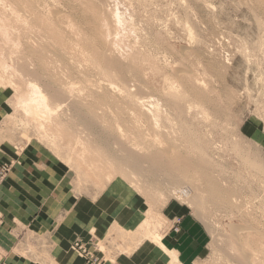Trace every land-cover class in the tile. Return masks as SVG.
Segmentation results:
<instances>
[{
  "label": "rangeland",
  "instance_id": "1",
  "mask_svg": "<svg viewBox=\"0 0 264 264\" xmlns=\"http://www.w3.org/2000/svg\"><path fill=\"white\" fill-rule=\"evenodd\" d=\"M9 1L10 0L0 1V18L2 19L0 20L4 21L3 18L5 19L7 17L8 19H5V26L10 25V23L13 25H10L13 31H10L11 27L8 26V28L10 27L8 29L10 32L9 35L14 36L18 34L21 38L22 36L24 37V39H22V47H24L22 48V52L25 53L24 55L27 54L28 57L31 56L30 59L35 66L40 67L41 63L42 66H44V63L50 66L49 68L48 66H44L45 68L41 71V74L46 76H43L44 78H50L52 74L63 77V80L75 83L76 77L64 75L66 71L62 67V59L60 57L58 58V55L60 56V53L58 54L60 43L63 41L60 40V37L62 38L63 36L68 38V40H66L68 45L63 51L72 57L79 52V50L77 52L78 48H76L74 41L85 39V37L89 38V36L100 37L99 34L97 35L99 31L97 24L98 20L94 15L92 16V9L86 3H83L84 0L83 2L82 0H80V2L79 0H36L38 2H35V4L31 2L32 5L29 4L30 1L25 0L29 2H27L29 6L27 3H23L21 6L23 0H20L21 2L18 3L17 0H11V4ZM108 1L106 2L108 3ZM112 1L116 3L114 6L116 5L118 10L123 13V18L126 16L125 14H127L126 18H124L126 23L123 21V24L117 27L119 31L118 29V32L115 31L119 37H117L118 35L116 34V36L115 33L112 34L117 37L116 40H119L116 42V45H118V47L116 46L119 51L118 53L121 52L120 55H125L127 61H132L141 68L142 79L140 84L143 86L137 84L138 81L135 82V84L140 85L141 90L144 88V90H142V96L148 97L149 94V96L152 97H150L152 101L154 99V102H158L157 100L160 101L158 102L161 106L159 126L162 127L160 131H163L164 134L158 133V126L157 128L155 127L156 129L153 128L152 125H150L152 128H150L149 125V128H146L148 127L147 124H150V121H147V119L146 123H149L146 124L144 117L141 116L139 119L144 121L140 120L142 124L138 121L137 124L139 123V125L137 126L139 130L143 129L145 131V133H141H147L144 135V137L147 136L145 142L149 141L147 138L153 136L157 137L159 134L160 137H164L161 143L157 142V145H162L161 147L158 145L160 148H164L166 145L165 143H167L169 147H172L173 145L171 144L174 143L176 147H178V151L184 153L183 151L187 150L188 154L190 153V155H193V152H191L192 150L187 149V147L189 148L188 142L182 137V133H187L188 130H183V128H189L191 125L189 128L190 131H195V134L200 136L199 140L202 144L204 143L205 146V154L209 156L212 162L211 166L213 167H210L211 170H207L206 174H209L207 176L211 178L212 185H217L222 192H225V196L222 192L211 195L207 190L205 191L206 188H209L206 180H202L201 186L198 188L201 192L199 190L197 195L187 193L188 191H181L180 184L176 185L172 183V181L163 174L164 171L160 169H158L157 172H153L152 167L150 168V164L147 162H143L144 165H139L142 170L139 173H134L136 171L131 166L128 168L129 166L125 165L120 170V167L117 168L118 166L112 164L111 158L114 155L120 154V152L117 151L118 148H116L118 146L113 143V141H116L117 136L119 138L120 133L124 136L130 134L132 131L131 127L134 126V122L132 121L134 120L133 115L129 116V110L131 109H123L124 104L120 99L116 98H119L116 91H114V93L111 92L110 99L112 100L98 101L102 104L99 111L93 113L86 112L88 115L87 120L91 123V126H86L79 117L69 120V112L67 111L64 120L67 123L70 122L71 126H64V128H62V138H57L59 139L58 142H60H51L50 137L44 139L43 137L45 136L38 132L37 128L34 127V124L29 120V117L24 115L16 104L15 97L17 94L24 92L27 88L24 82L27 76H24L25 78L23 77L24 79H22V74L19 77L17 73L13 74L12 70H8V72L4 74V77L0 76V163H6L10 167L6 178L0 185V190L4 187L6 181L11 179L13 175L17 176L18 174H23V176L35 177L42 181L45 184L44 187H48V192L50 194L60 193L69 196L71 204L79 200L83 207L88 206L90 202L94 203V201H96L98 208H102L105 205L109 209L118 210L121 207L120 204H122L124 209L133 210L134 208L136 209L137 200L140 199V204L142 208H144V219L147 216V211L150 208L152 210V218H150L148 230L150 233L159 234V237H161V231L167 227L170 222L168 218L163 216L165 210L173 209L177 211L179 215L191 213L194 219L201 226L205 227L208 233V243L194 264H238L235 259V254L237 250L239 251V248L242 249L244 246L246 249H249L245 250L243 248V250L248 253H250V249L251 251H260L261 248V254H264V0H110L112 3V5L110 2L108 3L110 6H113L114 2ZM85 4L87 6H85ZM118 4H120V6H118ZM90 9L91 11H89ZM11 10L17 12L13 11V13H11ZM16 14L20 15V17L18 16L19 18L17 17L19 23L14 18ZM35 17L38 18V20ZM53 17L56 19H53ZM129 17H131V21ZM66 18H68V20ZM47 19L53 22L46 23L48 21ZM39 21L46 23L45 25H51V27L45 26L44 28L42 23L39 28L41 24ZM57 21L59 22L57 23ZM121 26L123 27L122 29H120ZM35 27L39 28V30L37 31ZM59 27H61L63 31ZM51 28L55 29L58 34L56 35L57 37L55 36L56 33L54 29L52 31ZM56 29H59L58 32ZM11 32H13V34H11ZM51 33H53V35H51ZM132 33H134L133 36ZM112 35L110 36L111 38L114 37ZM27 36L28 38H26ZM69 37L73 39V42ZM11 38L12 36H10V39ZM75 38L78 39L76 40ZM27 39L30 40L27 41ZM50 42H54V44L50 45ZM1 43L3 42L0 41V44ZM26 43L30 45L27 46ZM9 44H11L10 47H7V42L3 44L5 50L2 52L6 53V57L8 56V52L6 51L11 50L10 48L12 47L11 41ZM3 45L1 44L0 47L2 46L4 49ZM50 46L54 47L52 48ZM70 46L75 48L71 47V49ZM186 47H192V50L190 51L191 48L189 49ZM6 48L9 49L6 50ZM75 49L76 52H73ZM53 50L56 51L54 52ZM122 50L124 52H122ZM63 51L59 50V52ZM127 53L130 54L128 55ZM183 54H185L184 57ZM38 55L39 58L41 57L40 59L45 62L42 60L39 61L40 59H37ZM186 55L187 57L189 55V58H187ZM33 58L35 60H33ZM60 59L61 63L59 61ZM180 61L182 62L180 63ZM79 64L80 69L85 70L83 79L88 75V79L91 77L93 78L90 80L92 83L96 81L93 85H90L93 86L91 88L95 86L96 88L94 89L98 90L99 87L97 86L100 82L99 85L102 90L106 89L104 77L99 74L96 68L89 66L91 63L82 62V64ZM46 69H48V71H45ZM186 69L187 71H185ZM48 72L51 73L49 74ZM176 72L184 76H189L192 82L186 83L184 76H178ZM168 76L174 80H171L174 87L176 86L175 88H178L177 90L174 88L176 92H178L177 95L185 96L187 94V102L191 103L192 107H196V110L190 107V110H188L189 108L186 109L188 112L185 111L188 115L178 116V114H176L177 109L169 102V99L167 100V98H169L168 87H170V85L167 79L164 80V78H168ZM87 77L85 78L86 80H88ZM7 78L11 79L15 86L7 83ZM77 80L79 81L75 83L74 87H76L77 83L81 82L78 77ZM86 80L85 82L90 83ZM194 80H198L196 82H202L203 84H201L200 87L197 85L192 87L191 84H193ZM81 83L77 84L78 87H80V85L85 87L83 84L84 82ZM94 84H97V86ZM87 85L89 86V84ZM88 89L85 88V91L81 90L82 95H84ZM181 90L183 92H181ZM199 90L205 93L204 98L196 96ZM145 92H147V94H145ZM161 94L162 96H166H163L164 98L161 96V98ZM193 103H195V105ZM200 105L202 108H206V113L209 114V117L207 116L208 114L206 115L207 119L204 115L198 113ZM117 107L122 109V114L124 115H122L123 118L119 120L121 123L119 134L113 131L112 126L114 124V118L111 119L118 113ZM108 108L113 116L111 115L109 117L111 113ZM63 109L60 112H62ZM162 111L166 112L164 114L167 116H165ZM130 114H134V111L131 110ZM165 118H167L169 122L173 121L172 124L170 125L171 122H167ZM182 120L186 121L188 125H184L185 123ZM215 120L218 122H215ZM160 124L164 125L166 130L164 126ZM178 127L182 131L178 130ZM169 128H171L172 131ZM149 129L154 130H150L151 132L149 133ZM124 132L127 134H124ZM234 132L235 134H233ZM151 133H154V135L149 136ZM155 134H157V136ZM115 135L116 137L113 138ZM74 136H79L85 144L88 145L90 155L100 159L101 164L105 165H103V167H101V164H99L101 166L98 165V169L95 170L96 175H91L90 173L89 175H85L81 167H77L73 153L69 152L65 147L64 143H67L68 140H72ZM160 137H157V140H162ZM232 137L234 139H232ZM151 139L152 138H150V140ZM154 139L152 140L154 141ZM165 140L166 142L163 145ZM173 140L174 142H172ZM111 141L116 147H113L114 145L111 144ZM151 141L147 143V149L142 145L144 148H141L139 152L142 151V154H144L147 152L146 150L151 151L150 149L154 147L158 148V146L156 147L154 144L155 142L152 143L153 141ZM98 143L101 144L98 145ZM101 145H107V151L105 154L101 153L100 155L97 151H100ZM174 146L173 149L176 148ZM166 147L164 149H166ZM75 150H79L78 145H75ZM91 151L94 153L91 154ZM63 153L65 154L63 155ZM69 155H71V159H69ZM254 165H256L257 168L254 167ZM107 175H109V178L106 177ZM193 183L190 181L189 184L194 185ZM20 188L22 190V187ZM203 190L205 192H203ZM173 191L178 195L173 194ZM104 201H106V204ZM142 221L134 231L116 230V232L119 231V233L118 235H114L116 238L110 244L112 246L115 245L117 252L129 253L139 244L156 243L151 239V234L147 238H141L143 234L141 236V234L139 235L137 233ZM245 226L247 229L244 228ZM242 230L244 233H242ZM235 232L238 233L236 234ZM243 240L245 241L243 242ZM257 240L259 241L257 242ZM75 242L76 241H73L70 245L72 249V245ZM241 242H243V247ZM255 243L261 244L260 247L259 245L257 247ZM89 244V246H93L96 249L98 247L96 250L97 253L99 248L103 249V245L101 244ZM84 246L85 244L83 243V247ZM87 251V258L90 259V262L88 259L86 260L85 256L80 255L77 250H74L76 254L85 259L86 264H92L93 261H95V264L101 263V259L97 257L94 252L89 249Z\"/></svg>",
  "mask_w": 264,
  "mask_h": 264
},
{
  "label": "bare ground",
  "instance_id": "2",
  "mask_svg": "<svg viewBox=\"0 0 264 264\" xmlns=\"http://www.w3.org/2000/svg\"><path fill=\"white\" fill-rule=\"evenodd\" d=\"M2 2V0H0ZM8 1V0H7ZM11 1V0H10ZM9 1V3H10ZM14 1V0H13ZM12 1V2H13ZM16 1V0H15ZM22 1V0H21ZM20 0L18 1L17 0V3L18 2H21ZM23 0L21 6L23 5V3H27L28 1H30L29 4H35V2L37 3L38 1L36 0H28L27 2ZM108 0H82L83 3H86L91 9H92V16L94 15V17L98 20V27H99V31L97 32V35L99 34L100 37H90L87 38L85 37V39H81L79 40L78 38H75L77 41H74L75 45H76V48L77 49V52L79 50V52L77 53V55H75L74 57H71L69 55H67V53H64L65 51H63L66 47H67V43H66V40H68V38L66 37H63L62 38L60 37V40H63L61 41L60 43V51H63V52H59L58 50V54L60 53V56L58 55V58L60 57L62 59V64H63V68L65 69L66 71V76H71V77H76L75 80L76 82H78L79 80H77V77L80 79L81 82H84L83 84L85 85V87L83 88L81 85L80 87H78L77 84L81 83H77L76 84V87L79 88L77 89L76 87H74L75 83L72 82V81H67V80H63V77H58V75H50V78H44L46 76L42 75L41 74V71L46 67L48 66V68L50 67L49 65H45V63L43 64L44 66H42V63L39 66H35V64L33 63V61L30 59V57H28V55H24L25 53H23L22 51V39H24V37L18 34H15L14 36L13 35H9L10 32H9V28L13 25H8L10 26L8 28V26H5V19L7 18H3L4 21H1L0 20V41H2L3 43H1L2 45L6 42L8 43L7 47L11 44H9V42L11 41L12 43V47L10 48L11 50L9 51H6L8 52L7 53V57L5 56L6 53L2 52L3 50H5V46H4V49L2 48V46L0 47V51H1V58H0V76L1 77H4V74L8 72V70H12L13 74L17 73V75H19V77L21 76L22 74V79H24L25 77L24 76H27V78L24 79V82L26 84V90L24 92H20L17 94V96L15 97L16 98V104L17 106L21 109V111L24 113V115L28 116L29 117V120L32 122V124H34V127L37 128L38 132L42 133V135H44L45 137H43L44 139L46 137H50L51 139V142L55 141L56 143L58 142L59 139H57L58 137L62 138V128H64V126H71V123H67L65 122L64 118L66 117L67 115V111L69 112V120H73L75 117H79L80 120L82 122L85 123L86 126H91V123L87 120L88 118V115L86 114V112L88 113H93L95 111H99L101 109V105L98 101H107L111 98V92L114 93V91L117 92L118 97H116L117 99H120L123 104H124V108L126 109H131L134 111V114H130L131 113V110H129V116L130 115H133V119L132 120L134 122V126H132V131L130 132V134L128 135H121L118 133L120 132V125L121 123L119 122V120H121L122 117V109L117 107V110H118V113L115 114V116H113V114L111 113L110 109V115L109 117L112 115L113 117L111 119L114 120V124L112 126V129L115 133L119 134V138L118 136L116 137V141L113 143H115L118 147L115 146V144H112V141H111V144L114 145L113 147H116L118 148L117 151L120 152L119 155H112L113 157L111 158V161H112V164H115L116 166H118L117 168L120 167V170L122 169L123 166H129L128 168H130V166L136 171L134 173H139L140 171H142L139 167V165L143 164V162H147L148 164H150V168L152 167V171L153 172H157L158 169L164 171L163 174L166 175V178H169L172 183L178 185L180 184V187H181V191H188L187 193H192V194H198V188H200L201 186V182L202 180H206V182L208 183L209 185V188L205 189V191L207 190L209 194L213 195V194H218L219 192H222V190L220 188H218L217 185H212V182H211V178L208 177L207 175L209 174H206L207 173V170L210 169V167H213L211 166L212 162H211V159L209 158V156H207L205 154V149H204V143L202 144L199 140V137L197 134H195V131H190V126L189 128L186 127V128H183V130L185 129H188L187 130V133H182L180 135H182L183 139H185L186 142H188L189 144V149L187 147L188 150H192L191 152H193V155H190V153L188 154L187 150L186 151H183L184 153H182V151H178L176 147V145L174 143H172L171 145H175L174 147H176L175 149H173V146L172 147H169L166 142V140L163 142V145L164 143L166 144V149L164 148H160L162 145L161 144H158L160 145V147L157 145V142L161 143V141L164 140V137H160L159 134L157 136V134H155L158 138L160 137V139L162 140H157L158 138L153 136V137H149L147 139H149V141H151L152 139H154V141L152 143H154L156 145V147L158 146V148H153V149H150L151 151H148L146 150L147 152L142 154V151L141 154L139 152V150L141 148H148V142L146 141L145 142V138L147 137H144V134L145 131L143 129H140L138 128L137 125H139V123H141L142 121L145 120V123H146V120L147 121H150V124H147L149 122H147V126L149 125H152L153 128H157V126L159 128V132L158 133H163V131H160V127L159 126V117L161 116L160 115V111H161V106L159 105L160 102L159 100H157L158 102H154V100L152 101V97L149 96L148 94V97L147 96H142V90H144V88L141 90V86H143L142 84H140V81L142 79V70L141 68H139V66L135 63H133L132 61H127L126 58H125V55L123 56L122 54L120 55V53H118L119 51L117 50L116 46L118 47V45H116V42L119 41V40H116L117 37H119V35L117 34V32L119 31V29L117 27H120L121 24H123V21H124V18H126L127 14H125L126 16L123 18V13L120 12V10H118V7L114 4H116L114 1L113 3V6H110V4H108L110 2V0L108 1V3L106 2ZM116 1V0H115ZM184 1V0H183ZM187 1V0H186ZM195 1V0H194ZM0 2V3H1ZM61 2V1H60ZM80 2V0H79ZM182 2V1H181ZM8 3V2H6ZM8 3V4H9ZM27 3V4H28ZM41 3V2H40ZM111 3V2H110ZM11 4V3H10ZM24 4V5H25ZM28 4V6H29ZM31 4V5H32ZM42 4V3H41ZM85 4V6H87ZM3 5V3H2ZM13 5V4H12ZM60 5V4H59ZM83 5V4H82ZM112 5V3H111ZM207 5V4H206ZM4 6V5H3ZM34 6V5H33ZM43 6V5H42ZM46 6V4H45ZM118 6H120V4H118ZM31 7V6H30ZM3 8V7H2ZM14 8V7H13ZM52 8V6H51ZM73 8V7H72ZM87 8V7H86ZM4 9V8H3ZM2 9V10H3ZM18 9V8H17ZM25 9V8H24ZM41 9V8H40ZM53 9V8H52ZM56 9V8H55ZM78 9V8H77ZM91 9L89 11H91ZM16 10V8H15ZM44 10V9H43ZM50 11H53L51 9H49ZM88 10V8H87ZM1 11V10H0ZM9 11V10H8ZM14 10H11V13H13ZM126 11V10H124ZM10 12V11H9ZM14 12H17V11H14ZM24 12V11H23ZM31 12V11H30ZM57 12V11H55ZM53 12V13H55ZM61 12V11H60ZM5 13V12H4ZM3 13V14H4ZM10 13V14H11ZM58 13V12H57ZM77 13V12H76ZM89 14H91L90 12H88ZM125 13V12H124ZM35 14V13H34ZM37 14V13H36ZM49 14V13H48ZM56 14V13H55ZM54 14V15H55ZM59 14V13H58ZM64 14V13H63ZM129 14V13H128ZM153 14V13H152ZM185 14V13H184ZM25 15V14H24ZM42 15V14H41ZM50 15V14H49ZM66 15V14H65ZM80 15V14H79ZM130 15V14H129ZM2 16V15H1ZM20 17V15L16 14L14 15V18L16 19V21L18 22V18ZM23 16V15H22ZM21 16V17H22ZM33 16V15H32ZM38 16V15H37ZM36 16V17H37ZM68 16V15H67ZM91 16V17H92ZM4 17V16H3ZM18 17V18H17ZM35 17V18H36ZM41 17V16H40ZM49 17V16H48ZM52 17V16H51ZM79 17V16H78ZM90 17V16H89ZM29 18V17H27ZM34 18V19H35ZM69 18V17H68ZM68 18H66L68 20ZM175 18V17H174ZM8 19V18H7ZM24 19V18H23ZM38 20V18H36ZM35 19V20H36ZM41 19V18H40ZM39 19V20H40ZM46 19V18H45ZM50 19V18H49ZM53 19H56L53 17ZM80 19V18H79ZM93 19V18H91ZM21 20V19H20ZM26 20V18H25ZM43 20V19H41ZM48 20V19H47ZM89 20V19H88ZM127 20V19H126ZM129 20L131 21V17H129ZM7 21V20H6ZM14 21V20H13ZM24 21V20H23ZM27 21V20H26ZM80 21V20H79ZM25 22V21H24ZM41 24L39 26V28L41 27L42 23H43V27L45 28V26L47 27H51V25H45L46 23H49V22H53V21H45L46 23L44 22H41L39 21ZM59 21H57L58 23ZM125 22V21H124ZM9 23V21H8ZM19 23V22H18ZM38 23V21H37ZM55 23V21H54ZM56 23V24H57ZM126 23V22H125ZM128 23V22H127ZM185 23V22H184ZM14 24V23H13ZM16 24V23H15ZM24 24V23H23ZM26 24V23H25ZM36 24V23H35ZM52 24V23H51ZM95 24V23H94ZM33 25V24H32ZM58 25V24H57ZM63 25V24H62ZM65 25V24H64ZM70 25V24H69ZM125 25V24H124ZM123 25V26H124ZM185 25V24H184ZM187 25V23H186ZM59 26V25H58ZM61 26V24H60ZM67 26V25H66ZM94 26V25H93ZM97 26V25H96ZM131 26V25H130ZM46 27V28H47ZM49 27V28H50ZM72 27V25H71ZM133 27V26H131ZM12 28V27H11ZM10 28V31H13V28L11 29ZM29 28V27H28ZM37 28V27H35ZM39 28H37V31L39 30ZM55 28V27H54ZM54 28H51L52 31ZM61 30L62 28L59 27ZM70 28V26H69ZM123 27L121 26L120 29H122ZM135 28V27H134ZM133 28V29H134ZM17 29V28H16ZM20 29V28H19ZM34 29V28H33ZM32 29V30H33ZM118 29V31H117ZM128 29V28H126ZM130 29V28H129ZM139 29V28H138ZM29 30V29H27ZM43 30V29H42ZM48 30V29H46ZM57 30V29H56ZM59 30V29H58ZM57 30V32H58ZM72 30V29H71ZM76 30V29H75ZM187 30V29H186ZM16 31V30H15ZM36 31V32H37ZM50 31V29H49ZM55 31V29H54ZM63 31V30H62ZM70 31V30H69ZM115 31H117L115 33ZM130 31V30H129ZM18 32V31H17ZM42 32V31H40ZM45 32V31H44ZM95 32V31H94ZM123 32V31H122ZM134 32V31H133ZM137 32V31H136ZM56 33V31H55ZM117 36L115 37L114 34ZM121 33V31H120ZM119 33V34H120ZM123 33H126V32H123ZM131 33V31H130ZM139 33V32H138ZM188 33V32H187ZM11 34H13V32H11ZM30 34V33H29ZM46 34V32H45ZM49 34V33H48ZM47 34V35H48ZM62 34V33H61ZM129 34V33H128ZM134 33H132V36H133ZM193 34V33H192ZM24 35V34H22ZM51 35H53V33H51ZM58 35L57 33L55 34V36ZM60 35V34H59ZM114 36V37H110V36ZM189 35V34H188ZM10 36H12V38L10 39ZM66 36V35H65ZM110 38H109V37ZM130 36V34H129ZM142 36V35H141ZM193 36V35H192ZM34 37V36H33ZM41 37V36H40ZM39 37V38H40ZM48 37V36H47ZM57 37V36H56ZM78 37V36H77ZM197 37V36H196ZM28 38V36L26 37ZM45 38V37H44ZM53 38V37H52ZM50 38V39H52ZM114 38V39H113ZM124 38V36H123ZM126 38V36H125ZM189 38V36H188ZM70 39V37H69ZM74 39V40H75ZM121 39V38H120ZM127 39V38H126ZM192 39V38H191ZM190 39V40H191ZM30 40V39H27V41ZM38 40V39H37ZM44 40V39H42ZM56 40V39H54ZM52 40V41H54ZM71 41L73 40L72 38L70 39ZM69 40V41H70ZM116 40V41H115ZM135 40V39H134ZM187 40V39H186ZM32 41V39H31ZM51 41V40H50ZM121 41L123 42V40L121 39ZM137 41V40H135ZM194 41V39H193ZM40 42V41H39ZM49 42V41H48ZM68 42V41H67ZM73 42V41H72ZM121 42V43H122ZM46 43V42H45ZM51 43V42H50ZM120 43V44H121ZM127 43V42H126ZM0 44V45H1ZM44 44V43H43ZM54 44L51 43L50 45ZM72 44V43H71ZM188 44V43H187ZM27 45V43H26ZM28 45H30L28 43ZM27 45V46H28ZM45 45V44H44ZM59 45V44H57ZM124 45V44H123ZM191 45V44H190ZM189 45V46H190ZM196 45V44H195ZM126 46V45H125ZM123 46V47H125ZM187 46V45H186ZM192 46V45H191ZM30 47V46H29ZM28 47V48H29ZM47 47V46H46ZM52 47V46H50ZM54 47V46H53ZM52 47V48H53ZM56 47V46H55ZM58 47V46H57ZM72 46H70L71 48ZM69 48V49H70ZM72 48H75V47H72ZM71 48V49H72ZM127 48V47H126ZM152 48V47H151ZM186 48H189V47H186ZM184 48V49H186ZM191 48V49H190ZM190 51L192 50V47H190ZM9 49V48H8ZM6 48V50H8ZM49 49V48H48ZM120 49V48H118ZM125 49V48H124ZM183 49V50H184ZM31 50V49H30ZM50 50V49H49ZM117 50V51H116ZM130 50V49H128ZM147 50V49H146ZM156 50V49H155ZM159 50V49H158ZM182 50V49H181ZM52 51V50H51ZM54 52L56 50H53ZM25 52V51H24ZM73 52H76V49L75 51ZM122 52H124L122 50ZM182 52V51H180ZM187 52V51H186ZM188 53V52H187ZM205 53V52H204ZM28 54H31V53H28ZM65 56H64V55ZM128 55L130 53H127ZM152 54V53H151ZM162 55V54H161ZM185 54H183V57H184ZM123 56V57H122ZM165 56V55H164ZM5 57V58H4ZM36 57V56H34ZM66 57V58H65ZM81 57V59H80ZM187 57V55H186ZM212 57V56H211ZM214 57V56H213ZM41 58V57H40ZM39 58V55H38V60L40 59ZM163 58V57H162ZM180 58V57H179ZM189 58V55L188 57ZM61 59L59 60L60 63H61ZM136 59V58H135ZM33 60H35L33 58ZM42 59H40L39 61H41ZM169 60V59H168ZM43 61V60H42ZM200 61V60H199ZM38 62V61H37ZM45 62V61H43ZM82 62H87L89 64V66L93 67V68H96L97 71L99 72V74L101 76L104 77V80L106 82L105 86H106V89L105 90H102V88L100 87V82L97 86V84H94L96 85L97 87H99V91L98 90H95L94 88H96L94 86V88H91L93 86H90V85H93V83H95L96 81H94L93 83L90 81V79H88V75L86 76L88 80H86L85 78L83 79V75L85 74V70H82L80 69V64H82ZM179 62V61H178ZM182 61H180L181 63ZM39 63V62H38ZM49 63V62H48ZM56 63V62H55ZM199 63V62H198ZM40 64V63H39ZM179 65V64H178ZM57 66V65H56ZM52 67V66H51ZM86 67V66H85ZM176 67V66H175ZM178 67V66H177ZM184 67V66H183ZM186 67V66H185ZM42 68V69H41ZM59 68V67H58ZM88 68V67H87ZM86 68V69H87ZM180 68V67H179ZM178 68V69H179ZM40 69V70H39ZM51 69V68H50ZM189 69V68H188ZM88 70V69H87ZM180 70V69H179ZM182 70V68H181ZM45 71H48V69H46ZM44 71V72H45ZM51 71V70H49ZM54 71V70H53ZM166 71V70H165ZM175 70L173 69V72ZM177 71V70H176ZM187 71V69L185 70ZM189 71V70H188ZM62 72V71H61ZM90 72V71H89ZM19 73V74H18ZM49 73V72H48ZM47 73V74H48ZM51 73V72H50ZM49 73V74H50ZM175 73V72H174ZM178 73V72H176ZM182 73V72H181ZM188 73V72H187ZM190 73V72H189ZM184 74V73H183ZM186 74V73H185ZM10 75V74H9ZM61 75V74H60ZM177 75V74H175ZM174 75V76H175ZM11 76V75H10ZM9 76V77H10ZM44 76V77H43ZM63 76V75H62ZM68 76V77H69ZM164 76V75H163ZM173 76V75H172ZM178 76H184L182 74H179L178 73ZM177 76V77H178ZM194 76V75H193ZM24 77V78H23ZM165 77V76H164ZM44 78V79H42ZM1 79V78H0ZM8 79V78H7ZM93 79V78H92ZM167 79V82L169 83L170 87L169 88V91H168V95H169V98H167V100L169 99V102H171L174 106H175V109H177V113L178 116H183V115H188V113H186L185 111H187L186 109L190 110V107L191 108H194L192 107V104L191 103H188L187 100H188V97L185 95V96H178V92H176V90L178 88H175L174 87V84L173 82H171V78H164V80ZM184 79H186V83H191L192 82V79L185 75L184 76ZM69 80V79H68ZM86 81H89L90 83L88 82H85ZM5 81V80H4ZM138 81V82H137ZM174 81V80H172ZM177 81V80H176ZM182 81V80H181ZM198 81V80H196ZM194 80L193 84H191L192 87L194 86H201V84H203L202 82H196ZM200 81V80H199ZM102 82V81H101ZM135 82H137V84H140V85H137L135 84ZM180 82V81H179ZM184 82V81H183ZM7 83H10L11 85H14V83L12 82L11 79H8L7 80ZM98 83V81H97ZM185 83V84H186ZM82 84V83H81ZM89 84V86L87 85ZM103 85V84H102ZM168 85V86H169ZM187 85H190V84H187ZM15 86V85H14ZM19 87V86H18ZM133 87V88H132ZM180 87V85H179ZM205 87V86H204ZM16 88V87H14ZM81 88V89H80ZM88 89L87 92H85L84 95H82V91L84 89ZM176 90H175V89ZM78 90V91H77ZM82 90V91H81ZM146 90V89H145ZM168 90V89H167ZM180 90V89H179ZM198 90V89H197ZM85 91V90H84ZM202 91V90H201ZM200 90L198 93H196V96L197 97H205V93H202ZM81 94H80V93ZM163 92V91H162ZM165 92V91H164ZM181 92H183L181 90ZM144 93V92H143ZM180 93V91H179ZM145 94H147V92H145ZM166 94V93H165ZM183 95V94H182ZM162 96V94L160 95V97ZM164 96V95H163ZM162 96V97H163ZM166 96V95H165ZM164 96V97H165ZM151 97V98H150ZM161 97V98H162ZM163 97V98H164ZM166 99V98H165ZM190 99V98H189ZM200 99V98H199ZM112 100V99H110ZM194 100V99H193ZM192 102V101H191ZM195 102V101H194ZM199 103V102H198ZM203 103V102H202ZM208 103V102H207ZM195 105V103H193ZM210 104V103H209ZM212 104V103H211ZM16 106V107H17ZM209 106V105H208ZM111 107V106H110ZM198 107V106H197ZM207 107V106H206ZM64 108V109H63ZM104 108V107H103ZM196 108V107H195ZM194 108V109H195ZM63 109L62 112H60L61 110ZM106 109V108H105ZM218 109V108H217ZM196 110V109H195ZM209 110V109H208ZM220 110V109H219ZM170 111V110H168ZM215 111V109H214ZM223 111V110H222ZM163 114L166 113L164 111H162ZM188 112V111H187ZM208 112V111H207ZM211 112V111H210ZM217 112V111H216ZM198 113L199 114H202L206 117V115L208 113H206V108H202V106L200 105L199 108H198ZM198 114V115H199ZM165 115V114H164ZM201 115V116H202ZM124 116V115H123ZM144 117V120L142 119H139L140 117ZM167 116V115H165ZM170 116V115H169ZM200 116V117H201ZM209 117V114L207 115ZM68 117V116H67ZM203 117V116H202ZM201 117V119H202ZM204 117V119H205ZM125 118V117H124ZM164 118V117H163ZM224 118V117H223ZM56 119V120H55ZM167 120V118H165ZM207 119V117H206ZM142 120V121H140ZM177 120V119H176ZM179 120V119H178ZM185 120V119H184ZM203 120V119H202ZM56 121V122H55ZM63 121V122H62ZM112 121V120H111ZM140 121L138 124L137 122ZM165 121V120H164ZM183 121V120H182ZM167 122H169V120H167ZM171 122V121H170ZM169 122V123H170ZM173 122V121H172ZM172 122L170 123V125L172 124ZM175 122V121H174ZM186 125V121H183ZM215 122H218L215 120ZM74 123V122H73ZM163 123V122H162ZM180 123V121H179ZM230 123V122H229ZM75 124V123H74ZM126 124V122H125ZM142 124V123H141ZM140 124V126H141ZM190 124V123H189ZM192 124V123H191ZM24 125V124H23ZM145 125V124H144ZM143 125V126H144ZM162 125V124H160ZM175 125V124H174ZM188 125V124H187ZM111 126V125H110ZM139 126V127H140ZM146 127V128H149ZM164 126V125H162ZM179 126V125H178ZM183 126V125H182ZM123 127V126H122ZM142 127V126H141ZM150 126V128H152ZM90 128V127H89ZM130 128V129H131ZM144 128V129H146ZM155 128V129H156ZM165 130H166V127L164 126ZM163 128V129H164ZM181 128V127H180ZM192 128V127H191ZM229 128V127H228ZM171 130V128H169ZM70 130V129H69ZM143 130V131H142ZM148 130V129H147ZM146 130V131H147ZM149 129V133L154 130L152 129ZM178 130H181L179 129L178 127ZM230 130V129H228ZM232 130V129H231ZM158 131V130H157ZM169 131V130H168ZM172 131V130H171ZM182 131V130H181ZM235 131V130H234ZM141 132H144V133H141ZM148 132V131H147ZM179 132V131H178ZM177 132V133H178ZM227 132V131H226ZM225 132V133H226ZM74 133V132H73ZM89 133V132H88ZM129 133V132H128ZM148 133V134H149ZM181 133V132H180ZM231 133V132H230ZM110 134V133H109ZM124 134H127L126 132H124ZM161 134V135H162ZM170 134H173V133H170ZM235 134V132L233 133ZM237 134V133H236ZM111 135V134H110ZM151 135H154V133L150 134L149 136ZM166 135H167V132H166ZM229 135V134H228ZM89 136V135H88ZM98 136V135H97ZM112 136V135H111ZM128 136V137H127ZM232 136V135H231ZM169 137V136H168ZM228 137V136H226ZM238 137V136H237ZM97 138V137H96ZM150 138H152L150 140ZM241 138V137H240ZM232 139H234L232 137ZM237 139V138H236ZM171 140V139H170ZM229 140V139H228ZM47 141V140H46ZM49 141V140H48ZM169 141V140H168ZM167 141V142H168ZM233 141V140H232ZM50 142V141H49ZM50 142V143H51ZM60 142V141H59ZM58 142V143H59ZM101 142V141H99ZM104 142V141H103ZM174 142V140L172 141ZM177 142V141H175ZM150 143V142H149ZM240 143V142H239ZM49 144V143H48ZM53 144V143H52ZM65 144V147L68 149L69 152H72L73 153V157H74V160H75V163L77 164V167L79 166V168L81 167V169L85 172L84 174L85 175H89V173L92 175H96L95 174V170L98 169L99 166H101V160L100 159H97L95 157H93L92 155H90V151H89V148H88V145L85 144V142L79 137V136H74L72 140H68L67 143H64ZM101 144V143H98V145ZM154 144H152L153 146H155ZM170 144V143H169ZM235 144V143H234ZM75 145H78L79 146V150H75ZM142 145L144 147H142ZM178 145V144H177ZM54 146V144H53ZM56 146V145H55ZM106 146V147H105ZM105 146H102L101 145V149L100 151H97L100 153H106V149H107V145ZM151 146V145H150ZM100 147V146H99ZM152 147V146H151ZM180 147V145H179ZM55 148V147H53ZM150 148V147H149ZM58 149V148H57ZM112 150V149H111ZM110 150V151H111ZM145 150V149H144ZM143 150V151H144ZM182 150V149H181ZM248 151V150H246ZM245 151V152H246ZM59 152V151H58ZM243 152V153H245ZM94 153V152H93ZM92 151H91V154H93ZM111 153V152H109ZM249 153V152H248ZM65 153H63L64 155ZM118 154V153H117ZM244 155V154H243ZM71 155H69V159ZM92 156V157H91ZM216 156V155H215ZM248 156V155H247ZM66 157V156H65ZM249 157V156H248ZM253 158V157H252ZM218 162V161H217ZM219 163V162H218ZM101 164V165H99ZM246 164V163H245ZM99 165V166H98ZM104 165V164H103ZM103 165L101 167H103ZM108 165V164H107ZM144 165V164H143ZM147 165V164H146ZM221 165V164H220ZM105 166V165H104ZM253 166V165H252ZM254 167H256V165H254ZM126 168V167H125ZM131 168V170H132ZM216 168H219V167H216ZM257 168V167H256ZM261 168V167H260ZM125 170V169H124ZM130 170V169H129ZM211 170V169H210ZM106 171V170H105ZM107 172V171H106ZM133 172V170H132ZM217 172V171H216ZM142 173V172H141ZM98 174V173H97ZM124 174V173H123ZM109 175H107L106 177H108ZM212 177V176H211ZM109 178V177H108ZM144 178V177H143ZM140 180V179H139ZM138 180V182H139ZM169 180V181H170ZM234 180V179H233ZM190 181L194 184V185H190ZM188 182V183H187ZM159 184V183H158ZM198 185V186H196ZM246 186V185H245ZM238 188V187H237ZM164 190V189H163ZM203 190V192H205ZM160 192V191H159ZM180 192V191H179ZM201 192V190H200ZM225 196V192L223 191L222 192ZM173 194H177L175 191H173ZM178 195V194H177ZM181 195V194H179ZM193 195V196H194ZM201 195V194H200ZM208 195V194H207ZM203 196V195H202ZM205 196V194H204ZM212 197V196H211ZM216 197V196H215ZM163 198V196H162ZM195 198V197H194ZM213 198V197H212ZM197 199V198H196ZM233 199V198H231ZM230 199V200H231ZM254 199V198H253ZM204 200V199H203ZM236 202V201H235ZM232 205V203H231ZM233 205H234V202H233ZM236 205V204H235ZM235 208V207H234ZM240 212V211H238ZM152 210L151 208L147 211V216L146 218L142 221V223L140 224L139 226V231L137 232L139 235L143 234V236L141 238H147L150 236L151 234V239L153 241L156 242L157 245H159L161 248L164 249L163 245L161 244L160 242V235L159 234H155L153 232L150 233V231L148 230L149 229V226H150V218H152ZM247 217V216H246ZM259 227V226H258ZM246 228V226L244 227ZM253 228V227H252ZM236 229V228H235ZM247 229V228H246ZM245 229V230H246ZM250 229V228H249ZM240 231V230H239ZM250 231V230H249ZM247 232V231H246ZM236 233V232H235ZM238 233V232H237ZM236 233V234H237ZM242 233L243 230H242ZM136 234V233H135ZM140 238V237H139ZM138 238V239H139ZM239 238V237H238ZM237 238V239H238ZM248 238V237H247ZM261 239V238H260ZM140 240V239H139ZM241 240V239H240ZM246 240V239H245ZM243 240V242L245 241ZM250 241V240H249ZM259 240H257L258 242ZM262 241V239H261ZM243 242L242 243V247L244 246L243 245ZM230 243V242H229ZM237 243H240V242H237ZM260 243V242H259ZM262 243V242H261ZM264 243V241H263ZM233 244V243H232ZM247 244V242H246ZM245 244V245H246ZM257 244V243H255ZM248 245V244H247ZM259 244H257V247H258ZM261 245V244H260ZM259 245V247H260ZM249 246V245H248ZM234 247V246H233ZM247 247V246H246ZM264 247V245H263ZM235 248V247H234ZM245 250H247L245 248V246L243 247ZM239 248V251L240 250H243ZM233 249V248H232ZM165 250V249H164ZM237 250V249H236ZM249 250V249H248ZM167 251V250H166ZM237 250L236 254H235V259L237 261L238 264H264V257L263 255L261 254V248H260V251L259 250H253L251 251L250 249V253L246 252V251H240L239 252ZM232 252V251H231ZM243 254H242V253ZM260 254H258V253ZM264 252V251H263ZM232 254V253H231ZM175 256V255H174ZM180 264V263H179ZM232 264V263H230Z\"/></svg>",
  "mask_w": 264,
  "mask_h": 264
},
{
  "label": "crops",
  "instance_id": "3",
  "mask_svg": "<svg viewBox=\"0 0 264 264\" xmlns=\"http://www.w3.org/2000/svg\"><path fill=\"white\" fill-rule=\"evenodd\" d=\"M24 176L13 175L0 190V264H86L70 247L73 241L84 243L100 264H194L208 243L207 230L191 213L168 209L163 216L170 222L160 237L165 250L153 242L119 253L110 243L116 230L134 231L144 219L140 199L133 210L122 204L118 210L98 208L96 201L83 207L79 200L71 204L69 196L50 194L42 181ZM89 243L103 249L97 253L98 247Z\"/></svg>",
  "mask_w": 264,
  "mask_h": 264
},
{
  "label": "built area",
  "instance_id": "4",
  "mask_svg": "<svg viewBox=\"0 0 264 264\" xmlns=\"http://www.w3.org/2000/svg\"><path fill=\"white\" fill-rule=\"evenodd\" d=\"M10 167L8 166V164L6 163H0V185L2 184V182L4 181V179L6 178L8 172H9ZM74 250H77L79 252L80 255L85 256L86 260L87 255H88V251L85 247H83V244L80 242H75L72 245ZM90 262V259H88ZM92 264H95V261H93Z\"/></svg>",
  "mask_w": 264,
  "mask_h": 264
}]
</instances>
